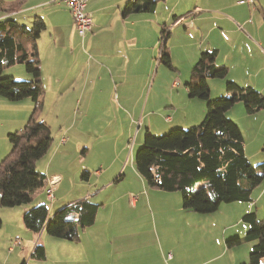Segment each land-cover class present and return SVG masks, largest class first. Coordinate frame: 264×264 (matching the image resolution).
<instances>
[{
    "label": "crops",
    "instance_id": "obj_1",
    "mask_svg": "<svg viewBox=\"0 0 264 264\" xmlns=\"http://www.w3.org/2000/svg\"><path fill=\"white\" fill-rule=\"evenodd\" d=\"M3 1L14 3L18 0ZM21 1L22 6L18 11L6 13L0 10V21H16L30 27L34 17L40 16L46 22V30L38 42L41 76L45 88L44 111L48 98L52 97L51 101H54V105L62 102L58 92L61 82L60 74L65 69L64 66L69 64L66 68H72L70 61L66 65L63 63V53L58 48V39L64 31V24L59 14L62 12L61 6H65L59 0ZM131 1L134 0H91L87 9L93 19V28L84 38L77 33L70 13L67 28L72 34L75 33L81 38L92 58L90 67H96L100 71L115 69L132 72L142 68L144 59L149 57V49L146 52L142 49L145 39L149 38L144 34L148 33L156 39L159 34L163 35L169 23L172 27L174 26L173 32L176 23L181 21L186 29H192V31L196 29L194 32L203 38V41L197 45L201 54L206 51L216 52V66L225 64L228 79L241 87H252L262 93L259 87L264 85V0H255L254 5L240 3L241 0H201V5H194L193 8L188 5L184 14L193 9L188 15L196 16L201 13L204 15L189 19L186 17L182 20L173 19L174 22H171L172 16L180 3L166 6L167 0H159L152 12L124 15L125 6ZM198 9L200 11L197 12ZM248 15L251 17H249L250 20H247ZM214 33L215 36L218 35L215 42L205 43V40ZM220 45L226 48V51L220 49ZM4 74L12 77L19 75L18 77L26 80L32 79L26 71L21 69H9L6 73L4 71ZM208 85L212 97L209 82ZM185 87V93L189 95L186 84ZM189 100H192L190 95ZM199 100L202 102L198 104L199 107L191 101L184 105L185 99L181 96V92L174 94L172 103L168 107L172 109L170 112L173 114L165 120H159V125L156 127L157 133H165L173 127L198 125L206 114L205 102ZM191 106L195 108L191 109ZM32 110L33 103L30 99L13 102L0 96V162L11 151L9 133L22 129L28 122ZM46 116L40 115V119L48 123ZM139 136L140 133L136 142L137 140L139 142ZM140 143H142L141 139ZM66 144V138H63L59 143L61 147L56 149V155ZM124 147L123 150L126 151V146ZM134 152L132 148L130 158L133 157V160H135ZM122 164L123 162H120L114 169L100 168L94 172V175L85 167L82 172L86 171L87 175L86 178H82L88 184H95L96 187L101 188H97V193L90 190L75 198H66L62 196V190L71 180H67L66 176L60 172L53 175L50 166L45 168L38 160L36 168L44 173L47 179L48 176L60 177V182L54 187L52 212L49 211V213L52 214L73 202L90 200V197L98 196L105 187L119 186L120 182L126 179L123 177ZM133 166L134 183L131 182V185L118 195L113 194L106 203L99 204L102 208L105 207L103 213L100 214V207L95 223L81 231L78 240L57 239L61 241L54 242L47 236L44 237L45 231L39 234H30L27 231L26 244L18 237L9 240L11 237L9 236L3 246H0V263L20 264L29 252L32 254L38 243L44 245L47 254L46 245H48L47 241H50L65 250V253L62 252L59 257H56L55 264H76L72 252L83 247L85 236L90 235L93 240L98 241L96 245L99 249L95 251L99 257L101 255V263L98 264H246L248 262L251 246L248 250L238 247L239 245L229 247L227 241L242 237L245 231L248 232L249 225L243 221V217L255 211L256 199L250 205L244 202L222 204L216 212L210 214L185 210L182 206V197L176 195L178 193L154 191L156 189L149 188L136 171L134 161ZM77 170L80 173L81 170ZM74 177L77 180V173H74ZM131 193H138L139 197L131 201ZM263 196L264 189L259 194V197ZM39 204H46L45 199ZM29 208L30 206L24 207L23 211ZM108 210H110L109 214L104 215V212ZM2 221L0 220V225ZM103 222L104 227L101 232H98L97 228ZM244 238L243 241L246 242ZM14 240L20 243L12 247L11 243ZM70 246H73L71 251L66 249ZM18 247H20L19 251ZM181 248H183L182 252ZM175 250L180 253L176 255ZM172 252L173 257L169 255ZM91 257L94 256L91 255ZM35 264H47V257Z\"/></svg>",
    "mask_w": 264,
    "mask_h": 264
},
{
    "label": "trees",
    "instance_id": "obj_2",
    "mask_svg": "<svg viewBox=\"0 0 264 264\" xmlns=\"http://www.w3.org/2000/svg\"><path fill=\"white\" fill-rule=\"evenodd\" d=\"M159 0H134L124 8V15L152 12ZM22 1L0 0V10H20ZM46 22L35 16L30 27L16 21H0V96L9 101L30 99L33 110L26 125L9 133L10 153L0 162V208L30 204L37 193L48 185L44 173L36 168L53 143L47 122L40 119L45 88L41 76L38 42L46 30ZM165 34V31H164ZM215 51L203 52L193 66L186 83L191 98L206 104L202 122L191 129L173 128L163 135L147 129L144 143L135 155V169L151 189L179 191L185 210L201 214L216 212L222 204L254 202L253 192L264 184V162L253 165L246 155L245 140L240 126L228 113L243 104L248 114L264 109V95L252 87H241L228 79L226 67L216 66ZM159 62L172 68L168 51L163 50ZM22 64L31 80L17 81L4 74L5 69ZM209 78L225 80L227 94L212 98ZM83 171L82 177L86 178ZM101 205L79 201L49 213L46 204L26 210L22 220L27 231H45L51 237L76 241L80 232L95 223ZM249 225L244 240L252 248L246 264H264V214L252 211L243 217ZM243 238L229 239V247L240 245ZM46 259V250L38 243L32 259ZM1 264V263H0ZM21 264H31L22 260Z\"/></svg>",
    "mask_w": 264,
    "mask_h": 264
},
{
    "label": "rangeland",
    "instance_id": "obj_3",
    "mask_svg": "<svg viewBox=\"0 0 264 264\" xmlns=\"http://www.w3.org/2000/svg\"><path fill=\"white\" fill-rule=\"evenodd\" d=\"M172 3L174 5H179L180 3V6L173 13L174 16H172L171 22L179 19L182 20L186 17L189 19L204 15L203 13L196 14V16L188 15L189 11H193V9L184 14L186 12L185 8L188 5L192 6V8L194 5H201V0H167L165 5L172 6ZM61 8L62 12L59 16L64 24V31L58 39V48L63 53V63L66 65L70 61L72 68H66L69 66L68 64L64 66L65 69L60 74L61 82L58 92L62 102L54 105V101H51L52 97H50L44 108L45 113L44 111L41 112V116L49 114L46 117L52 131L53 143L49 151L39 161H41V164L45 168L50 166L53 175L60 172L66 176L67 180H71L62 190V196L66 198H75L90 190L97 193V188H101L96 187L95 184H88L82 178V170L85 167L94 175V172L100 168L102 170L107 167L114 169L120 162H123L121 169L124 171L123 177L126 179L121 181L119 186L105 187L98 193V196L90 197V200H87L94 204H104L113 194L118 195L120 192L126 190L129 187L128 185H131V182L134 183V160L133 157L132 159L130 158V151L134 148L135 158L137 150L144 143L147 129L154 135H163L173 128L188 130L197 126L196 124L191 127H173L162 134L156 131L159 120H165L166 117L169 118L173 114L170 112L172 109L168 107L172 103L174 94L177 95L181 92V96L185 99L184 105L188 104V101H191L195 102L196 107H199L198 104L202 103L198 98H191L192 100H189L188 93H185V84L190 78L191 69L197 60H199L201 53L198 51L197 45L203 41V38L200 34L194 32L196 29L193 31L192 29H186L181 21L176 23V28L172 32L174 26L172 27V24L169 23L165 27V34H159L156 39L148 33L144 34L149 38L145 39L142 49L144 52L149 49V57L144 59L142 68H137L134 72L115 69L100 71L96 67H90L92 58L82 43L81 38L75 33L72 34L71 30L69 31L67 28L70 12L66 7L61 6ZM87 12L89 13L88 9ZM249 17L250 15L247 16V20H250L251 17ZM216 38H218V35L215 36L214 33L209 39L205 40V43H213ZM220 49L226 51V48L222 45H220ZM163 50L169 52L172 68H168L165 64L159 62ZM227 64L229 65V63ZM224 65L223 63L219 66L224 67ZM9 69L26 71L22 64L5 69V73ZM229 75L231 76L232 74ZM18 76L14 77V79L17 81L26 80ZM223 80L209 78L208 82L212 88V98L226 96L225 80ZM259 88H261L260 90L264 94V85H261ZM236 107L228 115L240 126L243 132L246 155L253 165L263 163L264 109L254 114H248L243 104H238ZM194 108L195 106H191V109ZM138 133H140L139 142L138 140L136 142ZM63 138H66L67 144L63 145L62 150L56 155V149L61 147L59 143ZM140 139L142 143H140ZM124 146H126V151L123 150ZM77 169L81 170L80 173ZM74 173H77V180L74 179ZM53 177L48 176L47 180ZM263 186L264 184L252 194V198L256 199L257 203V205H253L254 210L257 212L259 218H262L264 214V196L262 198L259 197V194L264 189ZM53 192L55 195L54 188ZM158 193L166 192L158 191ZM176 193H178L176 195L181 196L179 191H176ZM138 197V193L130 194L131 201H135ZM46 198L45 189L43 192L37 193L30 204L14 208H0V211H2L0 212V220H3L0 225L1 247L9 236H11L9 240L18 237L26 244L25 235L27 236L28 234L22 220L23 209L24 207L28 208V206L32 208L45 199L49 211L52 212L53 203L49 200L47 201ZM244 203H247V205L251 204L248 202ZM104 209V206L103 208L101 207L100 214L103 213ZM109 212L110 210L104 212V215L107 216ZM103 227L104 222L99 224L97 231L101 232ZM30 234L32 233L30 232ZM243 234L241 238L247 235V231ZM46 236L51 241H61L51 237L47 233L44 237ZM14 241H12L11 245H13ZM96 243L98 241L93 240L92 235L89 237L85 236L84 246L72 252L75 263H101V255L99 257L95 253L99 249ZM47 244V264H55L56 257H59L62 252L65 253V250L53 242L47 241ZM252 245L251 242L242 241L238 247L242 249L247 248L248 250V247L251 246L252 248ZM72 247L70 246L66 249L71 251ZM19 249L20 247H18V251ZM182 251L183 248H181ZM175 253L178 255L180 252L175 250ZM91 255L94 257H91ZM169 255L173 257V252L169 253ZM25 260L31 262V264L37 263L34 258L32 259L30 252L28 256H25Z\"/></svg>",
    "mask_w": 264,
    "mask_h": 264
},
{
    "label": "built area",
    "instance_id": "obj_4",
    "mask_svg": "<svg viewBox=\"0 0 264 264\" xmlns=\"http://www.w3.org/2000/svg\"><path fill=\"white\" fill-rule=\"evenodd\" d=\"M90 1L91 0H59V2L64 4L71 13L75 22L76 31L82 38H84L88 32H91L93 28L92 16L87 12V6ZM240 3L254 5L255 0L241 1ZM47 181L46 197L52 202L54 200L53 188L60 182V177H53ZM19 243V241H14L12 247L19 245Z\"/></svg>",
    "mask_w": 264,
    "mask_h": 264
}]
</instances>
